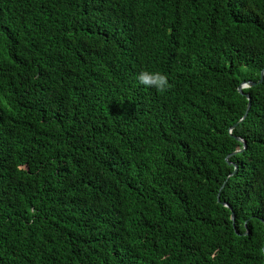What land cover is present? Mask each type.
Wrapping results in <instances>:
<instances>
[{"label": "trees", "instance_id": "16d2710c", "mask_svg": "<svg viewBox=\"0 0 264 264\" xmlns=\"http://www.w3.org/2000/svg\"><path fill=\"white\" fill-rule=\"evenodd\" d=\"M263 68L264 0H0V264H264Z\"/></svg>", "mask_w": 264, "mask_h": 264}, {"label": "clouds", "instance_id": "9594fccd", "mask_svg": "<svg viewBox=\"0 0 264 264\" xmlns=\"http://www.w3.org/2000/svg\"><path fill=\"white\" fill-rule=\"evenodd\" d=\"M137 80L145 87L155 88L159 92H165L170 87L167 75L159 71L142 70L137 75Z\"/></svg>", "mask_w": 264, "mask_h": 264}, {"label": "water", "instance_id": "95a60500", "mask_svg": "<svg viewBox=\"0 0 264 264\" xmlns=\"http://www.w3.org/2000/svg\"><path fill=\"white\" fill-rule=\"evenodd\" d=\"M263 72H264V68L261 70V73H260V79L258 80V82H261V81H262V78H263ZM256 83H257V82H253V81H244V82L240 83V84L238 85V87H237L238 92H239L240 94L245 95L246 98H247V100H248L247 108H246V111H245V113H244V115H243L242 118L245 117V115H246V113H247V111H248V109H249V107H250V96H249L248 93H244V92H243V88L253 86V85H255ZM233 127H234V125H233L231 128H233ZM230 131H231V129H230ZM236 138L239 139V140H241L239 137H236ZM242 142H243V141H242ZM243 146H245V143H244V142H243ZM239 151H240V150H236L235 152H239ZM228 163H230V162L228 161ZM236 168H237V166L234 165V169H236ZM218 200H219V199H218ZM222 204H223L224 206H228V204L225 203V202H222ZM231 218H232V219L234 218L233 214H231ZM245 233H247V231H245Z\"/></svg>", "mask_w": 264, "mask_h": 264}]
</instances>
